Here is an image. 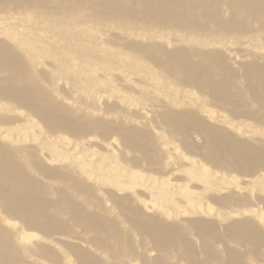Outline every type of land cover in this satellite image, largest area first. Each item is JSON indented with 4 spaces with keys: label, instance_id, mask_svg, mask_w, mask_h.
I'll return each mask as SVG.
<instances>
[{
    "label": "bare ground",
    "instance_id": "bare-ground-1",
    "mask_svg": "<svg viewBox=\"0 0 264 264\" xmlns=\"http://www.w3.org/2000/svg\"><path fill=\"white\" fill-rule=\"evenodd\" d=\"M7 9L22 11L24 22L33 24L35 19H39L43 32L45 29L47 32L54 18H57L58 26L63 28L60 33L64 36L56 35V38L65 40L67 49L79 58L89 54L90 48L78 49L76 44L79 37L73 38L64 31L68 28L66 11H88L92 19H125L141 24L152 22L169 25L191 34L208 32L207 24L211 23L217 27L219 34L230 32L239 39L225 41L217 37L203 43V49L181 47L168 50L157 45L154 47L156 55L153 56L158 69L155 78L171 79L179 87H198L204 92L207 103L220 107L233 120L248 117L258 120L249 110L251 104L258 105L264 113V45L261 50L244 52L235 47L237 44L251 46V42L242 39H251L257 37L259 31L264 32V0H0V11ZM226 14L230 16L226 17ZM76 27L83 28L82 25ZM30 32L28 41L42 43L36 53H46L48 49L45 45L49 40L40 38L38 32ZM124 45L125 49L134 53L145 55L149 51L140 42ZM208 46L213 49H207ZM50 54L58 56L60 51L53 48ZM101 54L98 52L96 56L100 57ZM167 62L175 68H169ZM23 68L26 66H23L21 58L0 39V99L4 101V107L0 108V127L14 125L20 128L21 123L17 124L18 117H15L18 115H7L5 112L13 104V110H27L33 119H38L51 140L38 147L29 146L33 144H23L29 140L26 136L12 142L11 136L3 135L0 128V264H63V261L65 264L70 261L74 264H139V248L148 249L147 256L151 248L159 251L158 255L154 254L151 264H172L171 260L178 256L186 264H224L223 251L215 246L217 239L223 245L224 253L229 254L232 264L253 261L248 253L241 254L235 250L233 243L242 241L254 246V250L256 244L264 245V231L256 226L258 222L255 224L246 217L256 214L264 219V138L253 136L251 140L244 139L239 137L240 131L249 137L252 132L243 128L241 123L234 128L233 120H228L227 125L232 126L228 129L211 123L210 119L190 109L177 110L174 105L162 104L156 113H152L164 125L166 134L180 139L191 157L197 155L206 166L221 174H212L207 167L203 174L195 172L192 178L185 177L181 174L182 169H175L174 163L168 161L163 148L155 140L147 143V147L141 143L135 144L140 149V156L125 162L132 169L130 177L134 182L141 185L144 181V175L140 172L171 178L173 170H176L178 176L171 179V184L186 190L187 200L179 199V192L169 188L168 196L179 206L169 208L167 215L160 213L164 216L160 221L145 213L139 205H127L131 195L119 192L133 189L135 185L123 177L115 178L119 191L106 193L142 235L140 247H134L133 236L131 241L125 242L124 236L119 233L112 235V239L122 244L123 250L117 249V245L111 242L96 240L92 242L94 250H91L71 241L70 222L66 219L73 221L87 234L100 231L104 226L115 233V223H112L106 211L90 212L93 198H85L84 201L77 198L88 194L100 196L99 191L104 188L100 179L103 174L109 176L100 171L94 183L88 182L94 178L93 168L90 169L92 165L71 157L67 148L69 142L66 141L65 148L57 140L74 137L80 141L88 136H97V132L109 138L111 132H119L120 129L93 115H76L42 85V81H48L59 95L61 93L58 83H54L56 80L49 78L45 72L37 76L35 71L28 70L25 79L10 75ZM70 69V63L63 61L60 71L65 73ZM194 133H199L202 145L195 143ZM134 135L135 142L142 141V133L135 132ZM40 136L41 131L35 134V141ZM44 145L55 148V154L53 150L52 155L41 158L39 151L46 147ZM84 149L87 150L86 147ZM47 161L60 162L57 165L48 164ZM27 163L37 170L39 177L32 175L26 167ZM123 169L128 171L127 168ZM114 170L120 171L117 168ZM154 179V184L158 182L168 187V180L159 182L158 178ZM201 180L205 182L204 185L199 183ZM60 182L71 187V192L55 186ZM256 190L261 193L255 197ZM137 193L143 195L140 191ZM54 196H58L60 202ZM254 202L262 208L259 210ZM205 203L207 208L203 206ZM182 212L189 217L182 219L178 217L180 214L175 215ZM214 214L215 218L212 217ZM235 215L242 218H233ZM225 216L229 218L223 223ZM193 236L199 240L200 252L190 240ZM30 237L35 240L33 245L22 247L20 244ZM52 241L63 249L52 247ZM147 256L144 257L145 261L141 258L143 264L150 263ZM203 256L207 259H203Z\"/></svg>",
    "mask_w": 264,
    "mask_h": 264
},
{
    "label": "rangeland",
    "instance_id": "rangeland-1",
    "mask_svg": "<svg viewBox=\"0 0 264 264\" xmlns=\"http://www.w3.org/2000/svg\"><path fill=\"white\" fill-rule=\"evenodd\" d=\"M22 15L23 12L19 9L0 11V39L21 58L23 66H26L21 71L13 72L10 75L25 79L28 74L26 71L28 70L35 71L37 76H39V73L45 72L49 78L52 77L53 80H56L54 83H58L61 93L59 95L56 92V88L48 81H42V85L76 115H93L120 129L119 132H111L109 138H104L102 132H97V136H88L80 141L74 137H66L68 140L65 137H61V140L59 137H55L59 138L57 141L62 147L66 148V141L69 142L67 148L71 152V157L77 158L79 162H87L92 165L89 168H93L92 176L94 178L88 182L94 183L97 179L96 175L100 171L105 172L109 176L105 177L103 174L102 180L100 179V183L104 187L99 191L100 196L88 194L86 197L79 198L77 196V198L79 201H84L85 198H93L94 203L89 207L90 212L98 213L99 211H106L107 216L112 219V223H115L113 230L115 233H112L111 229L104 226L100 231L87 234L83 229H80L78 226L76 227L73 221L66 219L67 222H70L69 230L71 231H68L72 235L71 241L78 242L83 247H88L91 250H94L92 242L96 240L111 242L117 245V249L123 250V245L112 239L113 236L119 233L124 236L125 242L131 241V237L133 236L134 247H140L142 235L134 229L130 218L121 214L118 205L106 193L107 191H119L116 187L115 178L123 177L135 185L133 189L127 188V190L119 192V194L129 193L131 195V198L128 200L130 202H127V205H132V207L139 205L145 213L160 221L164 219V216L160 213L167 215L169 208L179 206L176 201L171 200L170 196H168L170 195L168 192L169 188L176 189L179 192V199L187 200L186 190L171 184V179L178 176L176 170H173V174L170 175L171 178L161 176L162 174L140 172L144 175V181L141 185L134 182L135 180L130 177L132 169L128 165H125V162L140 156V149L135 144L141 143L143 147H147V143L155 140V143L160 148H163L162 151L168 158V161L174 163L175 169H182L183 172L181 174L185 177L192 178L195 172L203 174L205 172L204 169L207 167L208 171L212 174H221L217 173L216 169L206 166L197 155L191 157L181 144L179 138H172L166 134L164 125L156 120L154 114L157 109H160V105L164 104L170 107L174 105L177 110L190 109L210 119L211 123L227 127L228 129H231L232 126L235 128L241 123L243 128L251 130L252 134L255 135L250 133L251 137H249L247 133L245 134L243 131H240L239 137L248 140H251L253 136L264 138V113L258 105L251 104L249 106V110L256 115L258 120L248 119L249 117L239 118L240 121L233 120L227 117V113H224L220 107L214 106L210 102L207 103L204 92L198 87H179L175 83H172L171 79L161 78L157 80L155 78L158 73V69L154 64L155 60H153V56L156 55L154 51L155 46H163L168 50L181 47L203 49V43L217 37L225 41H236L239 39L230 32L219 34L217 27L208 23V32L191 34V32L178 31L169 25H160L152 22L141 24L125 19H92L88 11H80L78 13L66 11L65 19L68 28H65L64 31L73 38L79 37V43L76 44L78 49L85 50L90 48L89 54L79 58L67 49L66 45L68 43L65 40L56 38V35L64 36V34L60 33L63 28L58 26L57 18H54L48 31L45 32V29L43 32L39 19H35L32 24L24 22ZM229 16V14H226V17ZM77 25H82L83 28L76 27ZM30 31L38 32L39 36H41L40 38L43 37L49 40L48 44L45 45L48 49L46 53H36L42 43L28 41L27 38L31 34ZM242 40H246L247 43L251 42V46L249 45L248 47L242 44L235 46L243 52L261 50L260 48L264 45V32L259 31L257 37L253 36L251 39L245 37ZM124 42L129 45L133 42L143 43L149 51L145 55L131 52L129 49H125ZM53 48L59 49L60 54L58 56L50 54ZM208 48L213 49L211 46H208ZM98 52L102 53L100 57L96 56ZM159 55L165 58L161 53ZM63 61L70 63V71L65 73L60 71L63 67ZM167 64L169 68H175L172 63L167 62ZM218 72H222V70H218ZM177 102H180V104L176 105ZM1 107H4V101L0 99ZM13 109H15V105L11 104L5 112L7 115H18L15 117H18V122L16 123H21L19 125L20 128L17 129L14 125L0 127L3 135H10L11 140H13L12 142H16L18 138L24 139L26 136L29 140L23 144H33L29 146L35 147L43 145L42 143L44 142H51L50 136L45 134L43 124L38 119H33L34 117L31 116L29 111H17ZM228 120H233L232 126L227 125L226 121ZM40 131V140L35 141V134H39ZM135 132L142 133L141 142H135ZM198 134L194 133L193 138L196 139L195 143L197 145H202V138ZM44 146V149L39 151V155L43 159L49 157V154L52 155L55 149L49 145ZM85 147L87 150L84 149ZM23 149L26 151L24 147ZM47 162L48 164L54 163L58 165L60 161ZM26 167L32 175L39 177L37 170L31 168L29 163L26 164ZM114 168L120 171L118 172ZM123 168H127L128 171L125 172ZM154 178H158L159 182L168 180V187L166 185L161 186L158 182L154 184ZM199 183L201 185L205 184L203 180ZM176 185L189 187L184 183H176ZM55 186L71 192V187L62 182L55 183ZM9 190L7 189V191ZM137 191H140L143 195H137ZM260 193L259 190H256L255 197ZM54 198L60 202L58 196H54ZM254 205L258 206L259 210L262 208L256 202H254ZM203 206L207 208L206 203ZM226 211L229 210L226 209ZM216 214L212 217L215 218ZM175 215H179L178 217L182 219L189 217L188 214L183 212L176 213ZM246 217L250 218L255 224L258 222L256 226L264 231V219L258 217L256 214H249ZM228 218L225 216L223 223H226ZM233 218L242 217L235 215ZM112 225H109V227ZM39 234L42 236L41 233ZM56 237L59 238V236ZM190 240L195 245L196 250L199 251V240L196 236L191 237ZM34 241L30 237L25 239L20 245L22 247H30ZM52 242H54L50 243L51 246L53 245L52 247L63 249L56 241ZM244 245L246 246L247 244L242 241L241 243L240 241L233 243L235 250L241 254L247 255L248 253L253 258V261H249L247 264H264V245L256 244V250H254V246L247 245L244 247ZM215 246L219 251H223L224 264H232L229 254L226 255L224 253V247L221 245L219 239L215 241ZM149 251V255L147 256L148 249L139 248L140 255L137 257V260L140 262L139 264H143L141 258L145 261V256H147L148 262H150L148 264H151L155 255H158L159 252L152 248ZM203 257V259H207L205 256ZM63 260L65 259L63 258ZM182 262L179 256L171 260L172 264H186ZM63 264H65L64 261ZM66 264L74 263L70 261L66 262Z\"/></svg>",
    "mask_w": 264,
    "mask_h": 264
}]
</instances>
